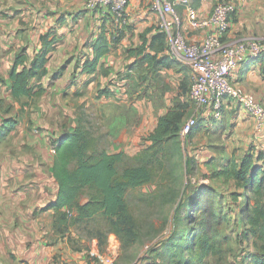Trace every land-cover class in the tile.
I'll list each match as a JSON object with an SVG mask.
<instances>
[{"label": "crops", "instance_id": "crops-1", "mask_svg": "<svg viewBox=\"0 0 264 264\" xmlns=\"http://www.w3.org/2000/svg\"><path fill=\"white\" fill-rule=\"evenodd\" d=\"M11 1L0 0V125L11 116L19 123L0 141V264H98L90 256L91 251L101 252L96 239L87 248L75 249L68 240L69 233L62 236L55 231L56 211L48 208L58 195L51 143L76 128L82 117L90 127L97 124L95 134L102 145L106 147L103 139L113 142L111 149L106 147L109 153L124 151L129 156L136 155L152 143L149 137L161 116L179 103H189L192 72L184 61L171 55L168 37L165 49L157 51L147 46L146 52L139 54L138 47L144 43L142 35L147 43L152 42L164 19L152 9L151 0H130L124 18L126 25L104 10L85 9V0H61L59 8L48 1L45 9L28 11L12 6ZM219 1L193 0L192 4L198 17L205 19ZM234 1L238 9L226 40L264 39V0ZM75 2L78 7L71 12ZM65 9L68 10L62 17ZM178 11L186 39L202 41L210 29H193L185 7ZM120 28L121 40L111 44L97 70L85 71L86 61L95 57L94 47L100 34L106 32L112 38ZM48 33L51 38L56 37L47 63L49 73L40 81H31L42 85L43 93L15 98L10 73L16 56L25 48L32 59L42 49V35ZM146 53L157 58H144ZM133 56L148 61L151 68L169 72L176 81L174 90L167 87L166 93L155 97L134 95L128 79L117 77ZM163 57H168L170 65L160 62ZM232 77L264 104V54L242 63ZM170 88L172 91H168ZM148 90L153 93L152 87ZM190 110L189 103L187 115ZM193 113L197 114V123L204 126V140L208 144L204 146L205 152L219 151L213 154H219V164L210 163L213 167L221 168L230 156L240 152L243 155L253 145L264 150V129L256 133L254 117L235 98H224L220 117L213 107L194 106ZM150 116H155V121L147 126ZM137 118L141 119L139 123L135 122ZM114 239L121 248V241L113 233L109 240Z\"/></svg>", "mask_w": 264, "mask_h": 264}, {"label": "trees", "instance_id": "trees-1", "mask_svg": "<svg viewBox=\"0 0 264 264\" xmlns=\"http://www.w3.org/2000/svg\"><path fill=\"white\" fill-rule=\"evenodd\" d=\"M122 35L121 28L112 38L102 32L95 43V57L86 61L84 70L96 71L102 57L111 50V44H117ZM142 37L144 43L138 47L139 54H144L147 46L157 51L166 48L167 35L162 30L152 42L147 43L145 35ZM55 42L56 37L51 38V33L42 35V49L32 59L25 48L16 56L10 73L11 92L15 98L36 97L43 93L44 87L31 81H40L49 73L47 63ZM144 58L154 60L157 56L146 53ZM160 62L167 66L171 63L168 57L161 58ZM188 107L189 103H179L161 116L149 137L152 143L134 156L124 151L109 153L101 138L88 123L83 122L82 117H79L76 128L53 140L51 144L56 146V153L52 172L58 185V195L48 208L56 211L55 231L64 236L78 223H90L97 217H103L108 224V232L97 230L94 237L101 239V252L105 249L104 235L106 238L111 232L120 237L124 248L136 244L140 239L139 223L130 209L127 194L130 189L152 183L157 178H160L162 187L165 175H160V172L167 169L181 151V135ZM18 123L19 120L13 116L5 118L0 125V141L5 140ZM187 164L188 167L193 164L190 157ZM211 178L228 186L238 206L237 214L241 215L238 225L242 226L246 238L254 240L256 249L251 263L264 264V150L251 147L240 158L233 154L221 168H213ZM204 191H207L206 186L202 185L188 202L202 205ZM208 194L211 195L210 192ZM163 195L161 189L154 193L160 198ZM172 197L175 199L174 195ZM187 197L183 195L182 203H187ZM203 222L202 228L186 230L182 233L184 235L171 239L164 246L167 252L172 253V258H178L177 264H201L210 254L220 250L218 238L212 235L214 230L217 234V230Z\"/></svg>", "mask_w": 264, "mask_h": 264}, {"label": "rangeland", "instance_id": "rangeland-1", "mask_svg": "<svg viewBox=\"0 0 264 264\" xmlns=\"http://www.w3.org/2000/svg\"><path fill=\"white\" fill-rule=\"evenodd\" d=\"M48 1L57 4V8L61 5V0H12L11 5L28 11L33 8L45 9ZM77 7L75 2L70 11L76 12ZM68 9L63 10L62 17ZM124 17L123 15L122 18ZM150 65L140 56H133L122 67L117 77L121 80L128 79L129 89L137 97L145 95L150 97V94L155 97L166 93L167 87L173 88L168 91L174 90L176 81L172 79L171 74L162 69L151 68ZM149 87L153 88V93L149 92ZM188 100L191 110L186 119L193 113L194 108L189 98ZM155 116L146 119L147 126L155 121ZM139 120L141 119L137 118L135 122L139 123ZM92 130L97 134V124L92 125ZM204 137V126L201 122H198L188 135H181V151L173 162L168 164V168L160 172V175H165L162 187L160 178H157L152 183L129 190L127 200L131 211L138 219L140 239L136 244L124 248L122 240L114 233L121 241V248L114 264H177L178 258H172V253L167 252L164 246L171 239L184 235L182 233H186V230L194 231L202 228L203 221L213 230H217L218 233L216 234L214 230L212 235L218 238L220 250L210 254L201 264H252V254L256 249L254 240L246 238L243 235L242 226L238 225L241 215L237 214L238 206L228 186L220 180L211 178L215 167L210 163L215 161L214 164H219L217 160L219 154L213 155L219 151L213 150L206 153L204 146L208 144ZM103 142L107 148H112L113 142L106 139H103ZM253 146L257 149L256 145ZM242 153L240 152L237 157L240 158ZM188 157L193 161L191 167L187 164ZM202 185H205L207 190L201 197L203 204L196 206L188 202ZM159 189L164 194L161 198L154 196ZM183 195L188 196L187 203H182ZM97 230L108 232V224L103 217H97L90 223L82 222L72 226L68 240L75 249L87 248L93 239H96L98 243L101 240L94 238ZM111 234L113 233H109L106 238L104 235L105 250ZM90 256L92 260L96 259L98 264H101L92 254Z\"/></svg>", "mask_w": 264, "mask_h": 264}, {"label": "built area", "instance_id": "built-area-1", "mask_svg": "<svg viewBox=\"0 0 264 264\" xmlns=\"http://www.w3.org/2000/svg\"><path fill=\"white\" fill-rule=\"evenodd\" d=\"M193 0H151V7L164 16L160 22L168 39L171 55L184 61L191 69L192 83L189 98L197 109L213 107L217 117L222 114L225 97L235 98L255 119V131L264 129V104L254 94L239 85L232 77L242 63L258 59L264 54V39L247 37L234 42L227 41L233 16L238 6L234 0H220L208 18L200 19ZM130 0H86L84 8L89 11L104 10L124 24ZM179 7H185L193 29H210L200 42H191L184 36ZM170 15V18L165 16ZM125 18V17H124ZM197 124V114H191L185 121L182 136L188 135ZM50 152L56 153L51 144ZM117 240H109L104 252L91 251L101 264H114L118 256Z\"/></svg>", "mask_w": 264, "mask_h": 264}]
</instances>
